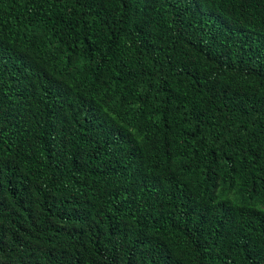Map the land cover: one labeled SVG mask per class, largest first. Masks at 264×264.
I'll use <instances>...</instances> for the list:
<instances>
[{
    "label": "trees",
    "instance_id": "trees-1",
    "mask_svg": "<svg viewBox=\"0 0 264 264\" xmlns=\"http://www.w3.org/2000/svg\"><path fill=\"white\" fill-rule=\"evenodd\" d=\"M0 264H264V0H0Z\"/></svg>",
    "mask_w": 264,
    "mask_h": 264
}]
</instances>
